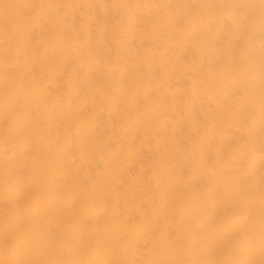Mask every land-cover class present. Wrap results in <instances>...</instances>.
Instances as JSON below:
<instances>
[{
    "label": "bare ground",
    "instance_id": "1",
    "mask_svg": "<svg viewBox=\"0 0 264 264\" xmlns=\"http://www.w3.org/2000/svg\"><path fill=\"white\" fill-rule=\"evenodd\" d=\"M0 264H264V0H0Z\"/></svg>",
    "mask_w": 264,
    "mask_h": 264
}]
</instances>
